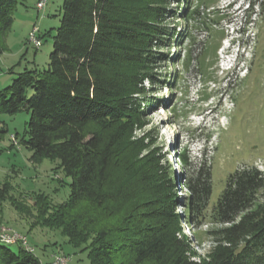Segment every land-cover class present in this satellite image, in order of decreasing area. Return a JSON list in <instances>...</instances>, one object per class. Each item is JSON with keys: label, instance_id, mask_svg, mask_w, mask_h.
Segmentation results:
<instances>
[{"label": "trees", "instance_id": "16d2710c", "mask_svg": "<svg viewBox=\"0 0 264 264\" xmlns=\"http://www.w3.org/2000/svg\"><path fill=\"white\" fill-rule=\"evenodd\" d=\"M178 1L179 33L166 25L170 0H63L47 68L25 70L0 92V117L31 113L22 142L32 160L58 161L71 179L68 202L51 206L40 197L35 203L43 226L89 249L91 264H264V172L246 167L229 176L211 209L221 226L210 232L215 247L208 262L196 261L174 209L185 208L187 228L202 225L212 170L205 159L195 167L187 148H177L185 174L179 185L189 196L176 201L173 174L151 152L148 133L137 136L147 125L148 95L177 86L175 67L190 59L179 50L181 39L191 37L199 4ZM24 2L0 0V42ZM166 41L175 43V52L170 73L159 80L156 70L168 62L169 54L160 52ZM8 190L5 184L0 197ZM10 200L28 213L25 204ZM0 264L42 262L20 243L0 238Z\"/></svg>", "mask_w": 264, "mask_h": 264}, {"label": "rangeland", "instance_id": "374dc122", "mask_svg": "<svg viewBox=\"0 0 264 264\" xmlns=\"http://www.w3.org/2000/svg\"><path fill=\"white\" fill-rule=\"evenodd\" d=\"M39 1L26 0L18 6L13 26L0 42V92L25 70L47 68L63 0H47L43 10L37 7ZM193 1L199 4V12L190 23V39L180 38L179 50L182 58L190 59L185 66L179 63L175 67L180 76L177 86L157 84L155 88L160 86L162 90L148 95L152 105L148 103L145 108L147 125L137 136L148 133L151 152L173 174L176 201L189 196L187 188L179 185L185 174L177 162V148H187L195 167L205 159L211 168L212 194L202 225L194 231L187 228L185 208L176 204L174 209L181 237L192 242L191 258L208 262L215 247L210 232L221 227L211 219V209L225 191L229 176L246 167L264 172V0ZM170 2L166 25L179 33L183 28L182 14H178L181 1ZM33 32L39 39L37 48L31 41ZM232 36L239 42L226 58L220 49ZM174 47V42L166 41L160 49L163 56L169 55L168 62L156 70L159 80L170 73ZM145 86L151 89L149 83ZM30 116L22 111L0 117V190L9 185L6 196L0 197V234L8 231L27 238L42 264H55V255L70 257V264H91L89 249L76 246L59 230L43 226L44 219L35 208L40 197L51 206L68 202L71 179L59 168L58 161L32 160L33 153L22 142ZM11 198L25 204L28 213L18 212ZM6 237L0 236L7 242L10 238ZM9 247L15 251L19 248Z\"/></svg>", "mask_w": 264, "mask_h": 264}, {"label": "built area", "instance_id": "2783aa9c", "mask_svg": "<svg viewBox=\"0 0 264 264\" xmlns=\"http://www.w3.org/2000/svg\"><path fill=\"white\" fill-rule=\"evenodd\" d=\"M46 5L44 4V0H40L38 3V9L41 10V8H44ZM31 41L34 44V46L37 48V44H39V39L36 38L35 32L31 34ZM13 141V136H12ZM14 146L16 145V142H13ZM0 236H7L10 239H13L15 243H20L26 250H29L31 253H34V249H32L30 246H28L27 238H22L20 235H17V233L12 234L8 231H4L3 234H0ZM71 258L65 255H55V264H70Z\"/></svg>", "mask_w": 264, "mask_h": 264}, {"label": "bare ground", "instance_id": "6f19581e", "mask_svg": "<svg viewBox=\"0 0 264 264\" xmlns=\"http://www.w3.org/2000/svg\"><path fill=\"white\" fill-rule=\"evenodd\" d=\"M44 4L46 5L47 4V0H44ZM45 8V7H44ZM44 8H41V10H43ZM40 44V43H39ZM5 238V237H4ZM7 238V237H6ZM7 243H15L14 240H8Z\"/></svg>", "mask_w": 264, "mask_h": 264}]
</instances>
